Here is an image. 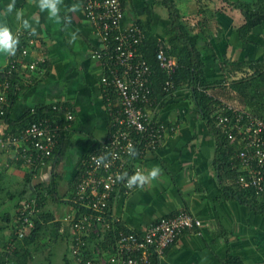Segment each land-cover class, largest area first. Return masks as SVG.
<instances>
[{
  "label": "crops",
  "instance_id": "0c3cea01",
  "mask_svg": "<svg viewBox=\"0 0 264 264\" xmlns=\"http://www.w3.org/2000/svg\"><path fill=\"white\" fill-rule=\"evenodd\" d=\"M173 1L186 27L197 34L196 46L202 53L209 81L222 77L224 60L264 59V22L253 28L243 41L236 32L243 15L238 7L229 5L241 2L254 8L261 0ZM10 3L13 0H0V27H8L14 38L18 32L34 37L35 47L30 49L26 61L36 56L38 50L46 56V61L32 73L20 70L10 118L16 120L36 107L54 104L73 113L67 130L70 146L64 157L55 167L51 160L32 174L33 184L59 178L63 199L48 200L45 208L53 216L48 215L47 224L62 220L69 225L63 218L75 211L69 195L81 161L91 148L105 141L110 131V115L100 83L103 66L94 57V51L103 49L104 44L85 18L80 0H51L55 11L46 0H14L13 11L8 12ZM123 9V26L141 23L159 40L164 38V45L169 47V37L165 34L167 11L158 0H125ZM10 59L0 52V70ZM23 73L29 74L25 81ZM164 100L165 105L159 102L160 106L148 108L151 119L166 129L161 142L156 149L134 158L142 174L147 175L153 167H159L161 173L143 188L116 191L111 201L112 211L120 217L123 226L136 230L182 208L202 219L199 227L185 230L167 247L159 264H228L230 257H238L243 264H264V212L237 195H226L219 169L213 163V137L188 90L179 89ZM2 164L5 169L0 173L6 172L16 187H22L28 169L16 159L14 152L0 151V168ZM33 184H30L32 192ZM10 202L7 199L0 213L10 209ZM12 208L14 211V205ZM4 247L0 243V250Z\"/></svg>",
  "mask_w": 264,
  "mask_h": 264
},
{
  "label": "built area",
  "instance_id": "2783aa9c",
  "mask_svg": "<svg viewBox=\"0 0 264 264\" xmlns=\"http://www.w3.org/2000/svg\"><path fill=\"white\" fill-rule=\"evenodd\" d=\"M80 1L85 18L104 44L103 49L94 51V57L101 60L102 93L109 115L114 113L115 118L110 121L105 141L81 161L77 188L69 195L73 205L78 203L89 209L79 216H76V210L69 212L63 218L74 232L70 238V256L73 264H154L152 254H156L160 261L167 247L185 230L199 227L202 219L182 208L175 214L161 215L144 229L136 230L123 226L120 217L112 211L115 192L131 191L136 187H126L128 178L137 169L141 171L134 158L156 149L166 129L153 121L148 112V108L158 105L152 97L153 89L148 79L152 68L137 51L144 38L143 29L137 22L126 26L121 24L124 0ZM20 36L27 37L26 43H21L20 53L8 61L6 71L19 74L24 69L32 73L46 61L45 52L38 50L37 56L24 62L36 41L29 33L26 36L18 32L16 39ZM164 48V43H158L154 56L158 67L167 76L163 88L169 92L174 86L171 75L176 63ZM28 78V73L22 74L24 81ZM18 89L17 82L0 79V151L14 152L26 169L36 172L51 161L61 132L69 129L73 113L66 110L65 124L59 123L57 117L41 118L29 123L18 135L7 134L4 132V116L9 103L8 94ZM111 95L117 99L114 106ZM217 99L219 103L213 113L215 124L229 143L237 147L230 156L231 167L236 171L233 181L240 187L264 195V119L233 102ZM61 107L54 105L53 109ZM123 173L128 175L118 180L117 176ZM37 205L36 197L32 196L19 206L16 231L20 236L34 226L31 215L37 211ZM101 228L119 229L114 251L101 253L98 257H85L82 245L87 241L86 237L99 233Z\"/></svg>",
  "mask_w": 264,
  "mask_h": 264
},
{
  "label": "trees",
  "instance_id": "16d2710c",
  "mask_svg": "<svg viewBox=\"0 0 264 264\" xmlns=\"http://www.w3.org/2000/svg\"><path fill=\"white\" fill-rule=\"evenodd\" d=\"M158 2L166 9L168 17L165 34L169 37V47L165 46L164 49L168 55L174 58L176 65L175 71L171 75L174 86L167 92L163 88L167 76L158 67L154 56L158 43H164V38L159 40L157 35H153L150 30L145 29L141 23H138L143 29L144 38L138 45L137 51L142 54V58L152 68V73L148 79L153 89L154 102L165 105L164 99L166 97H171L172 93L179 89H187L197 113L203 119L213 137V163L219 169L226 195H229V193L237 195L257 211L264 212V195H258L251 188L240 187L233 181L236 171L231 167L230 156L236 151L237 147L235 144L229 143L226 136L216 126L213 115L219 103L217 98H222L246 108L249 112L264 119V59L254 61L224 60L221 64L222 77L217 81H209L205 75L202 53L196 46L197 34L191 33L186 27L173 0H158ZM229 5L238 7L243 15V22L236 28V32L241 40L246 41L247 35L252 29L264 22V0L259 1L254 8L241 2H231ZM24 33L27 36V32ZM30 36L32 37L31 34ZM26 38L19 37L15 55L9 56L11 59L17 57L20 53V45L26 43ZM6 69L7 67L0 70V79L7 78L11 82H17L20 78L19 75L15 71L7 72ZM15 96L16 94L12 91L8 94L9 103L4 116L5 133L18 135L29 123L41 118L56 119L57 117L59 123L65 124L64 116L67 109L64 107L53 109V106H59L58 104L36 107L27 111L18 119L12 120L10 112ZM111 98L114 106L117 99L114 95H111ZM158 106L160 105L158 104ZM114 118L115 114L112 113L110 121ZM61 133L57 147L51 157L53 167L64 157L66 149L70 146L67 130H63ZM94 148L96 147L91 148L87 153L94 150ZM34 172L30 169L26 171L24 185L17 190L9 189L7 184L8 181L10 182L8 180L9 176L7 173H0V208L6 204L7 199L13 201L15 207L14 211L10 207L9 210L0 213V231L10 229V236L3 246L7 245L13 248L11 252L6 251L4 248L0 250V264H42L43 261L52 259V256L56 253V243L59 241L65 243L61 264H73L74 260L70 256V238L74 232L71 225L63 224L62 220H53V222L47 224L48 215L53 216V212L45 208L48 200L61 201L63 199L58 190L59 178L54 177L49 183L36 182L32 185L33 192L28 194V184L32 181ZM78 180L79 176L71 189V193L76 190ZM32 196L36 197L38 203L37 211L31 215L34 226L20 236L16 231L19 223L17 219L19 215L18 208L24 200ZM70 201L72 202V200ZM74 205L76 216L89 212V209L78 203H74ZM2 223L5 224L2 225ZM118 231V228H101L99 233H92L89 238L86 237L87 241L82 245L84 256L87 258L98 257L101 253L113 252ZM2 240L4 241L0 235L1 244H3ZM97 248H100V252H97ZM42 249L45 251L48 249V253L45 254L44 260H40L38 263L34 259V255ZM152 258L154 264H159L156 254H152ZM228 264H243V262L238 257H230Z\"/></svg>",
  "mask_w": 264,
  "mask_h": 264
},
{
  "label": "clouds",
  "instance_id": "9594fccd",
  "mask_svg": "<svg viewBox=\"0 0 264 264\" xmlns=\"http://www.w3.org/2000/svg\"><path fill=\"white\" fill-rule=\"evenodd\" d=\"M46 3L51 4V0H46ZM53 11H55L54 4H51ZM14 8L13 3H10L7 7L8 12H12ZM18 44V39L14 38L10 29L8 27H0V52L5 53L6 55H15L16 46ZM132 154V153H130ZM98 164V162H96ZM161 173L159 167H153L147 175L142 174V172L137 169L135 174L128 178L126 187L132 188L133 186H138L143 188V186L150 182V180L156 179ZM128 174L123 173L117 176L118 180H123Z\"/></svg>",
  "mask_w": 264,
  "mask_h": 264
},
{
  "label": "rangeland",
  "instance_id": "374dc122",
  "mask_svg": "<svg viewBox=\"0 0 264 264\" xmlns=\"http://www.w3.org/2000/svg\"><path fill=\"white\" fill-rule=\"evenodd\" d=\"M38 54H36V56H37ZM8 157H10V156H8ZM3 161H4V159H3ZM3 161H2V163H3ZM4 169H5V166L2 164L1 165V168H0V171H4ZM3 173H6V172H3ZM8 180H10L9 178H8ZM24 181H25V179H24ZM24 181H23V183L22 184H24ZM8 187H9V189H11V190H17V189H19V188H22V187H16V185H15V183H12L11 182V180H10V182L8 181ZM30 184H33V181L32 182H29V184H28V188H29V191H28V194H30L29 192H32L31 191V188H30ZM12 186H14V187H16V188H14V187H12ZM59 192H60V186H59ZM10 204H11V207L14 205V202L13 201H11L10 202ZM13 209V208H12ZM5 224V223H4ZM0 235L2 236V238L4 239V241L2 240V242H3V245L5 244L4 242H7V238H9V236H10V229H5L3 232L2 231H0ZM4 236V237H3ZM5 250L6 251H8V252H11L12 251V247L10 248L9 246H7V245H5ZM64 248H65V243H64V241H62V242H57L56 243V253L52 256V259L51 260H46V261H43L44 260V256H45V254H47L48 252V249H46V251L44 250V249H42L41 251H39V252H36V254L34 255V259L39 263L40 262V260H42L43 261V263L42 264H48V263H52V264H61V262H63V260H62V257H63V252H64ZM2 250V249H1ZM37 264V263H36Z\"/></svg>",
  "mask_w": 264,
  "mask_h": 264
}]
</instances>
